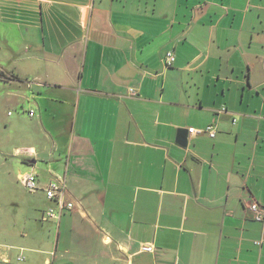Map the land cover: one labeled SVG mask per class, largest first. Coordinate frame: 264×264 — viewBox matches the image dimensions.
Here are the masks:
<instances>
[{"label":"crops","instance_id":"0c3cea01","mask_svg":"<svg viewBox=\"0 0 264 264\" xmlns=\"http://www.w3.org/2000/svg\"><path fill=\"white\" fill-rule=\"evenodd\" d=\"M0 70L42 222L4 263L264 264V0H0ZM55 178L75 208L45 218Z\"/></svg>","mask_w":264,"mask_h":264},{"label":"rangeland","instance_id":"374dc122","mask_svg":"<svg viewBox=\"0 0 264 264\" xmlns=\"http://www.w3.org/2000/svg\"><path fill=\"white\" fill-rule=\"evenodd\" d=\"M2 71L0 70V75ZM7 106L0 112V139L4 142L6 134L12 133V128H6L9 115L7 113ZM20 110L12 109L11 113L17 114ZM10 113V114H11ZM18 160V159H16ZM19 161V160H18ZM20 167L24 166L19 165ZM14 192L16 193V200H12V172L9 173L4 168L0 169V251H8L11 253H18L19 248L23 244H32V232L41 231L40 225L42 222L40 218L38 221L30 222L31 215V195L26 189H22L19 185L16 186ZM38 215H41L39 210ZM24 230L28 232L25 236ZM46 231H55V227L49 228L46 226ZM35 239L38 240L37 237ZM18 248V249H17ZM26 252H24V255ZM2 255L0 256V258ZM0 264H26L19 262L17 259H12L10 263H4L0 260Z\"/></svg>","mask_w":264,"mask_h":264},{"label":"built area","instance_id":"2783aa9c","mask_svg":"<svg viewBox=\"0 0 264 264\" xmlns=\"http://www.w3.org/2000/svg\"><path fill=\"white\" fill-rule=\"evenodd\" d=\"M176 60V56L173 51H168L164 56V64L166 67L173 66ZM133 91V89H132ZM135 94V91H133ZM226 107H222L221 111H227ZM35 113L34 110H31L29 114L33 116ZM190 133H202L207 132L211 137L216 136V127L214 123H210L205 128H189ZM22 182L26 186V188L31 192H37L40 189L39 185V177L38 173L35 170L25 174L22 176ZM66 189V184L63 179L55 178L48 182L45 190V195L49 199H53L57 202V206L55 208L50 207L47 209L45 213V218H59L61 214L64 213L65 210H73L75 208V203L72 201L66 202L64 200V190ZM248 208L253 213V217L258 221H264V205H261L257 202H253L248 205ZM151 250L150 247L147 248ZM24 259V254L19 256V260Z\"/></svg>","mask_w":264,"mask_h":264},{"label":"trees","instance_id":"16d2710c","mask_svg":"<svg viewBox=\"0 0 264 264\" xmlns=\"http://www.w3.org/2000/svg\"><path fill=\"white\" fill-rule=\"evenodd\" d=\"M39 177V176H38Z\"/></svg>","mask_w":264,"mask_h":264}]
</instances>
